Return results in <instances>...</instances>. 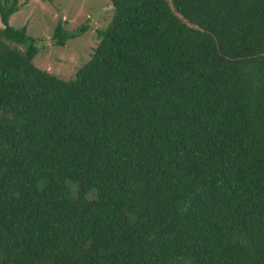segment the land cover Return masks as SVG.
Instances as JSON below:
<instances>
[{
  "label": "trees",
  "instance_id": "trees-1",
  "mask_svg": "<svg viewBox=\"0 0 264 264\" xmlns=\"http://www.w3.org/2000/svg\"><path fill=\"white\" fill-rule=\"evenodd\" d=\"M111 2L63 80L0 0V264H264V0Z\"/></svg>",
  "mask_w": 264,
  "mask_h": 264
},
{
  "label": "rangeland",
  "instance_id": "rangeland-1",
  "mask_svg": "<svg viewBox=\"0 0 264 264\" xmlns=\"http://www.w3.org/2000/svg\"><path fill=\"white\" fill-rule=\"evenodd\" d=\"M19 1L21 9L11 17L10 24L26 27L28 34L35 38L39 53L34 64L63 80L75 78L77 71L91 60L100 42L98 30L106 29L114 14L111 0ZM60 22L69 33L83 25L87 31L69 40L66 46L58 47L54 45L53 35Z\"/></svg>",
  "mask_w": 264,
  "mask_h": 264
}]
</instances>
